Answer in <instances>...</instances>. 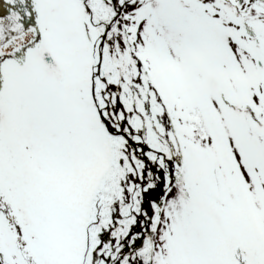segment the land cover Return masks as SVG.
Listing matches in <instances>:
<instances>
[{
  "label": "snow or ice",
  "instance_id": "snow-or-ice-1",
  "mask_svg": "<svg viewBox=\"0 0 264 264\" xmlns=\"http://www.w3.org/2000/svg\"><path fill=\"white\" fill-rule=\"evenodd\" d=\"M0 264H264V0H0Z\"/></svg>",
  "mask_w": 264,
  "mask_h": 264
}]
</instances>
